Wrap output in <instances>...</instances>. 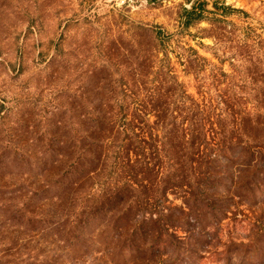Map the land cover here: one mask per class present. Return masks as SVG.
<instances>
[{"label": "rangeland", "instance_id": "obj_1", "mask_svg": "<svg viewBox=\"0 0 264 264\" xmlns=\"http://www.w3.org/2000/svg\"><path fill=\"white\" fill-rule=\"evenodd\" d=\"M176 86L202 108L226 99L255 113L264 0H0V264H264V196L228 198L217 223L184 219L190 228L170 229L162 248L80 213L129 182L123 137H147L155 118L135 113L167 90L174 108ZM97 109L120 138L106 134L94 179L64 188ZM42 187L44 197L32 193Z\"/></svg>", "mask_w": 264, "mask_h": 264}, {"label": "trees", "instance_id": "obj_2", "mask_svg": "<svg viewBox=\"0 0 264 264\" xmlns=\"http://www.w3.org/2000/svg\"><path fill=\"white\" fill-rule=\"evenodd\" d=\"M190 50L197 52L192 47ZM187 62L193 65L192 60ZM173 90H178L173 95L177 104L174 108L168 102L171 90H167L151 94L152 103L140 105L138 115L135 113L137 119L144 121L155 118L145 123L147 137H123L126 143H121L119 150L130 167L129 182L115 185L99 198L90 196L91 207L80 212L86 218L99 219V226H104V216H108L117 232L131 230L133 236L151 238L152 246L157 248L166 246L167 240L162 239L170 229L182 228L183 222L190 228V223L183 221L186 218L198 221L199 226L207 220L217 223L225 215L223 207L229 205L228 198L251 202L264 196V89L256 99L259 105L255 113L226 99V108H202L185 90L177 86ZM96 111L98 116L90 115L83 125L81 155L62 176L69 184L64 188L94 179L108 146L106 134L113 140L120 138L118 124L105 125L106 111ZM126 125L133 129L132 123ZM153 129L158 130L155 137ZM48 190L42 187L32 193L40 198ZM169 194H181L186 208L166 205ZM134 241L133 238L135 248Z\"/></svg>", "mask_w": 264, "mask_h": 264}]
</instances>
